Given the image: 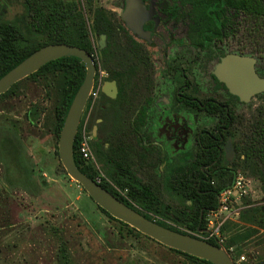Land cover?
<instances>
[{
  "label": "flooded vegetation",
  "instance_id": "af4514ba",
  "mask_svg": "<svg viewBox=\"0 0 264 264\" xmlns=\"http://www.w3.org/2000/svg\"><path fill=\"white\" fill-rule=\"evenodd\" d=\"M131 1L129 17L136 28L141 26V34L122 17L128 0H119V12L101 6L99 0L94 12L85 9L90 29L96 10L105 12L111 23L108 34L91 29L94 49L89 53L97 67L94 87L103 83L80 124L91 132V147L120 149L124 133L118 134L116 128L121 124L117 117H122L132 129L128 141L137 138L144 154L130 158L137 162L134 168L142 183L158 181L167 163V168L177 167L179 182L197 181L199 167L205 172L217 165L214 150L229 168L237 157L233 121L242 118V106L263 94L244 102L218 76L223 60L236 56L254 58L255 72L264 79V56L247 44L245 16L237 15L228 0H139L140 8L138 0ZM105 66L114 67L124 82L111 80ZM107 82L116 84L109 95L103 91Z\"/></svg>",
  "mask_w": 264,
  "mask_h": 264
},
{
  "label": "trees",
  "instance_id": "16d2710c",
  "mask_svg": "<svg viewBox=\"0 0 264 264\" xmlns=\"http://www.w3.org/2000/svg\"><path fill=\"white\" fill-rule=\"evenodd\" d=\"M97 1L84 0L81 3V0H23L24 13L28 19L30 29L40 38L29 37L27 33L14 23L0 22V79L34 52L47 45L67 44L80 47L91 53L94 49L91 40V29L95 30L97 34H108L111 24L105 12L96 10L93 26L91 29L89 28L85 9L94 12V2ZM204 1L213 3L216 0ZM228 3L231 8L237 11V15L241 16L243 14L245 16V36L248 46L264 56V0H228ZM102 68L110 73L111 80L124 82L123 78L117 77L114 67L105 66ZM85 75L86 68L80 59L75 57L62 58L45 65L38 72L18 82L7 93L0 96V100L13 96L19 84L23 82L43 81L44 89H47L49 95L51 93L55 97L53 109L47 120L56 142L55 154L59 160L58 142L60 133L72 101L82 85ZM121 95L124 98L125 91ZM121 105L126 107L127 104L121 103ZM44 112L45 109H40L35 105L25 113V118L33 126ZM117 119L121 124L116 128V131L118 134L124 133V139L122 138L119 142L123 146L120 149L114 147L105 149L103 146L94 144L92 145V150L98 162L103 165L102 169L104 168L103 171L106 176L113 181L117 188L122 191L128 190V195L126 197L122 196L108 183L100 185L149 220L168 229L218 245L219 243L215 239H207L205 237L206 234H200L198 231L206 230L207 212L217 210L219 206L218 196L233 184L235 176L241 171L249 172L252 177L259 181L264 195V107L259 109V114L253 121L243 118L233 121L234 135L232 137L236 143L237 157L229 165V168L222 164L218 151L214 150L213 159L217 160V165L205 172H202L201 167H199L197 181L183 183L179 182L178 169L174 165L167 169L161 183L160 181L140 182L136 175L137 170L134 168L137 162L133 159L130 160L134 156L136 158L144 156L143 151L139 147L141 146L140 141L137 138H135L134 143L130 140L128 141L127 137L129 134L131 135L130 131H132L127 124L128 120L122 117H117ZM81 135L82 125L79 127L75 141V161L84 174L96 180L97 170L92 165L87 164L79 154ZM109 143L111 144V142ZM7 147L11 157H13L15 154L14 144L7 143ZM213 159L208 162L210 163ZM144 164L141 166L143 167ZM0 165L2 166L0 168L4 169L7 183L12 186H18L19 183L17 184V181H13V177L19 179L18 174H22V172L18 173L16 170H20V167L18 165L17 167L12 164L9 165V163L2 164V161ZM60 166L67 176L61 160ZM150 171L151 168L149 169ZM9 177H11L13 182L8 180ZM68 179L70 178L68 177ZM161 186L171 196L177 197L182 204L178 207H172L168 204L163 198ZM83 191L86 193L84 189ZM244 204L252 205L253 203L246 198L244 199ZM97 207L109 219L118 222L131 233L144 236L161 245L129 225L113 218L99 206ZM240 221L249 225L243 233L231 232L232 226H237L234 225L237 224L236 222L229 221L223 225L224 246L228 251L233 245H241L260 231H264V207L255 208L253 206L245 209L241 213ZM163 247L185 258L190 264H212L181 251ZM57 258L59 264H72V254L67 243L60 245ZM233 259L235 261V258ZM260 264H264V261Z\"/></svg>",
  "mask_w": 264,
  "mask_h": 264
},
{
  "label": "rangeland",
  "instance_id": "374dc122",
  "mask_svg": "<svg viewBox=\"0 0 264 264\" xmlns=\"http://www.w3.org/2000/svg\"><path fill=\"white\" fill-rule=\"evenodd\" d=\"M98 3L110 11H120L119 0ZM88 14L92 22L91 13ZM0 22L14 23L29 37L40 38L30 29L23 0H0ZM44 88L43 81L23 82L13 96L0 100V162L18 165L20 170L16 171L22 172L19 179L13 177L18 186H12L0 168V264H59L57 255L62 243L70 249L72 264H190L109 219L79 184L68 179L55 154L56 142L47 120L55 97ZM35 105L45 112L31 126L25 113ZM96 107L98 111L99 104ZM262 107L264 93L239 111L243 119L253 121ZM7 143L15 146L13 157ZM166 166L162 167L160 183ZM241 172L255 179L249 172ZM8 180L13 182L11 177ZM254 186L255 200H250L255 208L264 207L261 185ZM161 192L172 207L182 204L162 186ZM234 225L237 226H232L233 233H243L249 227L240 220ZM229 253L236 264L262 263L264 231L241 245H233ZM241 256L246 257L245 262Z\"/></svg>",
  "mask_w": 264,
  "mask_h": 264
},
{
  "label": "water",
  "instance_id": "95a60500",
  "mask_svg": "<svg viewBox=\"0 0 264 264\" xmlns=\"http://www.w3.org/2000/svg\"><path fill=\"white\" fill-rule=\"evenodd\" d=\"M131 2V0H128L127 12H124L122 17L130 29L141 34V26L139 25L136 28L129 17V10L132 9ZM137 3L140 8V1L138 0ZM102 40L104 46L105 35L102 36ZM70 57L78 58L84 63L86 75L69 108L58 142L59 157L69 178L79 184L88 196L113 218L129 225L161 245L212 264H236L225 246L214 245L204 239L182 234L149 220L120 201L79 169L74 156L75 141L84 110L94 88L97 72L94 59L88 51L67 44H53L42 47L0 79V96L7 93L18 82L38 72L45 65ZM255 63L256 60L251 57L229 56L223 60L222 67H218L219 79L225 82L231 92L239 96L244 102H249L256 94L264 93V79H261L255 72ZM235 65L237 66L235 67ZM109 89L116 91L115 82H107L103 88L104 93L109 95ZM198 232L203 233L204 230Z\"/></svg>",
  "mask_w": 264,
  "mask_h": 264
},
{
  "label": "built area",
  "instance_id": "2783aa9c",
  "mask_svg": "<svg viewBox=\"0 0 264 264\" xmlns=\"http://www.w3.org/2000/svg\"><path fill=\"white\" fill-rule=\"evenodd\" d=\"M103 87V83L100 81L92 90L89 104L94 106L99 92ZM91 132L84 127L82 129V138L79 144V154L82 159L87 163L92 165L98 172L96 176V182L98 184L108 183L115 190H117L122 196L126 197L128 195V190L122 191L117 188L114 183L103 173L101 165L99 164L90 144ZM255 183H259L253 178L247 177L244 173L239 172L235 176L233 184L222 191L218 196V208L217 210L209 211L206 215L207 228L203 233L206 234L207 239H215L220 245L225 244V238L222 235V228L226 222H236L240 220L242 211L247 208L253 207L252 205L244 204V199L255 200ZM253 203V202H252ZM229 252V251H228ZM240 260L242 262L246 261L245 256H241Z\"/></svg>",
  "mask_w": 264,
  "mask_h": 264
}]
</instances>
